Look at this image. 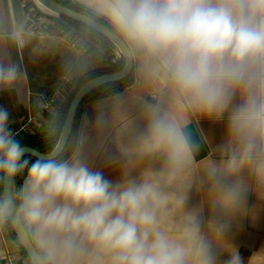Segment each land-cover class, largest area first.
I'll use <instances>...</instances> for the list:
<instances>
[{
    "label": "clouds",
    "instance_id": "9594fccd",
    "mask_svg": "<svg viewBox=\"0 0 264 264\" xmlns=\"http://www.w3.org/2000/svg\"><path fill=\"white\" fill-rule=\"evenodd\" d=\"M73 6L136 86L96 118L119 176L91 167L86 138L73 145L54 123L49 150L25 158L0 109V236L13 234L24 264H264V248L244 257L228 240L238 216L255 215L249 196L264 205V0ZM45 39L0 17V90L22 84L12 52ZM201 121L223 126L205 156Z\"/></svg>",
    "mask_w": 264,
    "mask_h": 264
},
{
    "label": "crops",
    "instance_id": "0c3cea01",
    "mask_svg": "<svg viewBox=\"0 0 264 264\" xmlns=\"http://www.w3.org/2000/svg\"><path fill=\"white\" fill-rule=\"evenodd\" d=\"M74 2V0H71ZM26 0H0V17L12 15L25 19L24 4ZM26 20V19H25ZM79 31L80 29L77 28ZM81 32V31H80ZM83 42L87 45L90 54L73 47L68 39L52 36L42 43L33 41L29 48L22 53L12 52V58L19 64L22 84L9 90H0V109L8 112L7 126L10 129L18 126L29 108L36 109V97L64 84L67 96L76 84V79L97 68H102L109 63L107 56L100 46L87 38L82 33ZM87 60L88 67L85 71H77L75 65ZM73 79V83H67ZM66 84V85H65ZM132 82L126 88L114 95L98 97L85 101L81 108L78 125L72 135L75 145L81 136L86 139L81 145L82 152L89 158L90 166L102 170L108 179L115 180L119 176L117 165L109 158V153H115V148L109 141L103 140L96 131V118L99 113L109 111L112 103L120 97H130L135 90ZM130 114L135 115V108L129 104ZM60 109L56 113H44L34 132H48L49 124L54 123L56 132L60 124ZM223 132L221 124L201 121L193 127V134L197 139H204L200 155H208L211 147L218 143ZM248 208L255 209V215L238 216L233 222L228 240L233 243L244 257L254 251L264 248V205L253 196H249ZM11 232L0 236V252L16 251ZM226 258V257H225Z\"/></svg>",
    "mask_w": 264,
    "mask_h": 264
},
{
    "label": "built area",
    "instance_id": "2783aa9c",
    "mask_svg": "<svg viewBox=\"0 0 264 264\" xmlns=\"http://www.w3.org/2000/svg\"><path fill=\"white\" fill-rule=\"evenodd\" d=\"M24 13L27 22L36 30L44 32L47 38L59 36L68 39L73 47L90 54L87 45L83 42L81 32L59 15L44 9L33 0H26ZM113 60H116V57ZM70 82L73 83V79L66 80V84ZM66 99L67 91L64 84L50 91L39 93L36 97V109L30 107L23 115L20 124L10 129L12 136L17 141L23 136L35 133V126L39 124L43 114L56 113ZM23 255V252L8 251L3 258H0V264H10V262L11 264H24Z\"/></svg>",
    "mask_w": 264,
    "mask_h": 264
},
{
    "label": "trees",
    "instance_id": "16d2710c",
    "mask_svg": "<svg viewBox=\"0 0 264 264\" xmlns=\"http://www.w3.org/2000/svg\"><path fill=\"white\" fill-rule=\"evenodd\" d=\"M57 1L64 4V5H67V6L74 8V6H73L74 2L71 0H57ZM39 5H41V4L39 3ZM41 6L44 7L43 5H41ZM44 9H46V8L44 7ZM46 10H48V9H46ZM60 17L63 18L65 21L73 24L77 28H79L80 31L82 33H84L88 39L93 41L96 45L100 46L101 49L104 51V54L107 56L109 63L102 68L90 70V71L80 75L76 79V84H75L74 89L68 93L66 101L63 103V105L60 108V113H61L60 114V124L58 127L57 134L61 133L66 113L68 111L70 102H71L74 94L76 93L77 89L84 82H86L87 80H89L92 77H95V76L100 75L102 73L114 72V71L122 69L120 63L117 60H113L115 57V54L112 51V49L110 48L109 44L107 43L105 36H103L102 34H100L97 31H93L91 28L87 27L86 25H83L81 23H78V22L71 20L69 18H66V17H62V16H60ZM131 82H132V78H131V76H128L124 80H120V81H116V82H112V83L103 85V86L99 87L98 89H96L95 91H93L91 94H89L85 98V100L82 102L80 107L78 108L75 123H74V128H73L72 134L70 136V142L72 143V135H73L74 130L76 129V127L78 125V121H79L80 113H81V108H82V105L85 101H87L89 99H93V98L106 97V96H110V95H114L116 93H119V92L123 91L126 88V86L128 84H130ZM48 135H49L48 132H35L33 134L23 136L22 138H20L17 141L19 142L20 145L32 146V147H34V148H36L42 152H47L50 148V144L48 141ZM25 158H27L31 161H34L36 159V157H34L32 155L25 156ZM18 183H19V181H18Z\"/></svg>",
    "mask_w": 264,
    "mask_h": 264
},
{
    "label": "water",
    "instance_id": "95a60500",
    "mask_svg": "<svg viewBox=\"0 0 264 264\" xmlns=\"http://www.w3.org/2000/svg\"><path fill=\"white\" fill-rule=\"evenodd\" d=\"M38 3H40L41 5H43L46 9H48L49 11L62 16V17H66L69 18L71 20H74L78 23H81L83 25H86L87 27L90 28V24L91 22L84 16H82L80 13H78L74 8L64 5L60 2H58L57 0H36ZM100 34H102L104 36V34L100 31H97ZM128 76L124 75V72L122 69L114 71V72H106V73H102L100 75H97L95 77L90 78L89 80H87L86 82H84L76 91V93L74 94L68 111L66 113L65 116V120H64V124L62 127L61 132L63 131H67L69 133V139L70 136L72 134L73 128H74V123H75V119H76V114L78 111V108L80 107V105L82 104V102L85 100V98L91 94L93 91H95L96 89H98L99 87L112 83V82H116V81H120V80H124L126 79ZM21 147H23L26 150V156L28 155H32L34 157H36L35 154H40L43 155L46 152H42L32 146H28V145H21Z\"/></svg>",
    "mask_w": 264,
    "mask_h": 264
},
{
    "label": "rangeland",
    "instance_id": "374dc122",
    "mask_svg": "<svg viewBox=\"0 0 264 264\" xmlns=\"http://www.w3.org/2000/svg\"><path fill=\"white\" fill-rule=\"evenodd\" d=\"M34 2H36L38 5H39V3L37 2V1H35V0H33ZM41 6V5H40ZM42 7V6H41ZM44 8V7H43ZM76 27V26H75ZM77 28V27H76Z\"/></svg>",
    "mask_w": 264,
    "mask_h": 264
}]
</instances>
